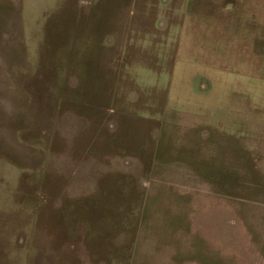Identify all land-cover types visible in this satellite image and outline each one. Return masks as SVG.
I'll list each match as a JSON object with an SVG mask.
<instances>
[{"label":"rangeland","instance_id":"obj_1","mask_svg":"<svg viewBox=\"0 0 264 264\" xmlns=\"http://www.w3.org/2000/svg\"><path fill=\"white\" fill-rule=\"evenodd\" d=\"M263 79L264 0H0V264H264Z\"/></svg>","mask_w":264,"mask_h":264},{"label":"crops","instance_id":"obj_2","mask_svg":"<svg viewBox=\"0 0 264 264\" xmlns=\"http://www.w3.org/2000/svg\"><path fill=\"white\" fill-rule=\"evenodd\" d=\"M171 76L169 96L203 108H212L235 116V91L249 95L251 76H243L235 70L197 62L193 59H177ZM248 79L240 82V78ZM235 79L238 80L235 87ZM244 79V78H242ZM264 83V79L262 80ZM253 83V82H252Z\"/></svg>","mask_w":264,"mask_h":264}]
</instances>
